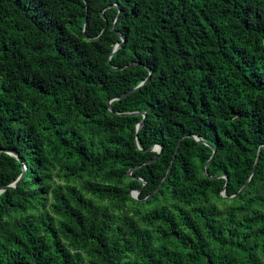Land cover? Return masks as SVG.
Masks as SVG:
<instances>
[{
    "label": "trees",
    "instance_id": "1",
    "mask_svg": "<svg viewBox=\"0 0 264 264\" xmlns=\"http://www.w3.org/2000/svg\"><path fill=\"white\" fill-rule=\"evenodd\" d=\"M0 264H264V0H0Z\"/></svg>",
    "mask_w": 264,
    "mask_h": 264
},
{
    "label": "water",
    "instance_id": "2",
    "mask_svg": "<svg viewBox=\"0 0 264 264\" xmlns=\"http://www.w3.org/2000/svg\"><path fill=\"white\" fill-rule=\"evenodd\" d=\"M123 41H124V39H122V40L120 41L119 44H116V45H115V47H114V51H115L118 47H120V46L122 45ZM148 78H149V76L147 77V79H148ZM147 79H145L143 82H141V83H140V84H139L134 90H136L137 88H139L140 86H142V85L147 81ZM142 124H143V119H142L141 122L137 125L136 130H138V129L142 126ZM189 136L192 137V138H194L195 140H198V138H197L196 136H193V135H189ZM150 151L156 152L157 155H156L152 160H150V161H148V162H152V161L156 160L157 156H158V155L160 154V152H161V147H160L159 145H154L152 148H150ZM6 152L9 153V154H11V155H13V156H15V153H14L13 151H6ZM213 153H214V151H213ZM213 153H212L210 159H209V160L206 162V164L204 165V167H206L207 164L209 163V161L212 159V157H213ZM257 157H258V155H257ZM257 157H256V160H255V163H254V166H253V170L251 171V174L253 173L254 168H255V166H256ZM130 172H131V170L128 171V175L130 174ZM22 177H23V174H21V175L19 176V179H18V180L22 179ZM9 187H10V186H9ZM243 188H244V187H242L241 190H243ZM137 194H138V191H135V192H132L131 196H132L133 198H136V195H137ZM223 197H224V196H223Z\"/></svg>",
    "mask_w": 264,
    "mask_h": 264
},
{
    "label": "clouds",
    "instance_id": "3",
    "mask_svg": "<svg viewBox=\"0 0 264 264\" xmlns=\"http://www.w3.org/2000/svg\"><path fill=\"white\" fill-rule=\"evenodd\" d=\"M115 47V46H114Z\"/></svg>",
    "mask_w": 264,
    "mask_h": 264
}]
</instances>
